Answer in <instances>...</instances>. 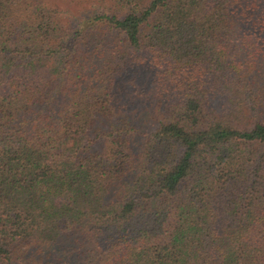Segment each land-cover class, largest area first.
<instances>
[{
  "label": "trees",
  "instance_id": "1",
  "mask_svg": "<svg viewBox=\"0 0 264 264\" xmlns=\"http://www.w3.org/2000/svg\"><path fill=\"white\" fill-rule=\"evenodd\" d=\"M0 264H264V0H0Z\"/></svg>",
  "mask_w": 264,
  "mask_h": 264
},
{
  "label": "rangeland",
  "instance_id": "2",
  "mask_svg": "<svg viewBox=\"0 0 264 264\" xmlns=\"http://www.w3.org/2000/svg\"><path fill=\"white\" fill-rule=\"evenodd\" d=\"M54 244H57V243H54Z\"/></svg>",
  "mask_w": 264,
  "mask_h": 264
}]
</instances>
